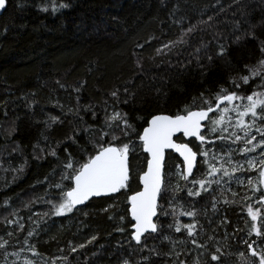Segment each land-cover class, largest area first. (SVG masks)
<instances>
[{
	"label": "trees",
	"instance_id": "16d2710c",
	"mask_svg": "<svg viewBox=\"0 0 264 264\" xmlns=\"http://www.w3.org/2000/svg\"><path fill=\"white\" fill-rule=\"evenodd\" d=\"M60 4L68 7L60 8ZM194 25L195 30L185 36L187 43H173ZM249 32L255 38L245 35ZM261 41L264 0H6L0 15V242H5L0 264H25L23 254H33V249L37 253L33 257L48 264H123L125 260L129 264H259L258 256L252 257L245 248L255 242L258 255L264 251V234L251 232L252 220L247 215L251 192L241 200L240 193L232 195L233 191L212 185L200 196H189V185L184 183L193 177L173 185L177 181L173 173L181 162L168 153L164 170L171 174L165 178L171 186L164 199L158 200L168 215L158 210L159 231L142 237L141 244L131 239L127 196L140 188L139 175L147 156L138 134L151 117L175 116L194 97L201 93L213 97L221 87L245 97L253 91L264 92L259 78L247 85L239 79L248 74L246 65L260 60ZM221 45L227 50L223 58L216 55ZM157 49L162 52L158 54ZM232 79L241 87L234 88ZM90 105L97 113L95 120L84 111ZM105 108L109 113L113 109L126 113L135 128L115 142L130 143L133 149L129 153L130 190L91 199L57 216L49 203L61 199L55 185L67 188L71 183L61 179V173L68 171L62 167L65 148L81 163L94 153L90 133L84 128L99 129ZM77 110L79 115L74 114ZM52 117L62 123L48 129L45 122L51 124ZM74 130L79 132L75 144L66 140ZM219 136L214 145L203 146L215 151L221 143L231 146L230 135L224 134L223 141ZM175 140L184 142L181 136ZM58 141H62L59 147ZM50 148L57 157L47 154ZM262 194L259 187L256 197ZM215 209H221L230 221V230L238 227L234 235L245 246L244 256L236 258L224 251L213 262L210 254L216 252L204 257L201 248L187 244L177 257H170L165 237H186L182 228L174 231L177 222L195 224L194 236H187L186 241L205 245V239L198 236ZM181 211L196 215L181 216ZM262 220L256 223L264 230ZM56 226L61 233L50 238ZM90 232L96 239L84 243ZM81 244L85 247L80 248ZM28 262L38 264L36 259Z\"/></svg>",
	"mask_w": 264,
	"mask_h": 264
},
{
	"label": "snow or ice",
	"instance_id": "6c2138e0",
	"mask_svg": "<svg viewBox=\"0 0 264 264\" xmlns=\"http://www.w3.org/2000/svg\"><path fill=\"white\" fill-rule=\"evenodd\" d=\"M60 8L68 7L67 4H60ZM6 8V0H0V10ZM47 11V9H41ZM211 19V18H210ZM195 25L190 27L186 33L173 42L174 44L187 43L185 36L192 33L195 30ZM247 36H253L254 34L249 32ZM240 37H237V41ZM142 47V46H141ZM165 47H170L165 45ZM206 47V46H204ZM200 49H197L199 52ZM162 49H157V53H161ZM260 52L262 54L258 63L254 66L246 65L247 75H241L240 80L243 84L247 85L250 80L259 78L261 87H264V41L260 42ZM227 50L220 46L219 51L216 53L218 57H225ZM213 57L209 56L208 60L212 61ZM139 66V63H138ZM230 83L234 88H240L241 84L236 79L230 80ZM79 91V89H77ZM114 98H117V93L111 94ZM247 103H238V101H244ZM125 104L128 100L123 101ZM199 102V103H198ZM107 104V101H105ZM206 106V107H205ZM69 111H72L71 109ZM85 112H91L92 118H97V113L93 110V106H88L84 109ZM104 123L99 129H93L91 125L84 128L86 133H90L91 142L94 144L95 151L87 156L82 163L77 161L71 152L65 148L67 158L62 161V167L68 170L66 173H61L62 180L70 181V185L67 188H63L61 184L55 185L57 189H60L61 199L59 202H52V208L54 214L62 216L67 212H71L77 205L84 204L91 198L99 197H110L114 194L120 193L121 190H130L131 181V168L129 165V153L133 150L130 143L121 141L120 144H116V141L121 140V136L128 137L131 132L135 131L133 125L129 122L126 113H121L113 109L111 113L105 108ZM215 113V116L210 114ZM229 113H235L237 119L235 120L233 127L238 128L243 132L245 138V144L251 145V147H245L240 149L242 153L255 152L257 148L261 149L260 156L264 157V92L253 91L251 95L242 96L236 91L229 90L228 88L221 87L220 90L214 94L213 97L205 96L201 93L199 98L194 97L191 105H185L183 110L177 115H154L150 120L147 121V127L143 128V132L138 134L140 144L142 145V151L147 154V170L139 175V184L142 185V189L135 191L133 194L127 196V203L130 206L128 212L130 213L131 220L134 221L132 228L134 229L131 239L136 244L142 243V237H145L146 233H158L159 228L153 217H158V210L160 214L168 215L163 209V206L158 203V200L164 199V193L171 186L170 181H165L164 174L162 172V162L165 158V150L171 149L172 151L179 154L183 160V165H177L176 175L180 179L189 181V177L193 179L189 181L193 185H199V188L205 192L209 190L212 183L219 184L220 179L212 180L210 177H215L217 173L223 172V176H230L231 173L221 163L222 157H218L213 154L209 157V152L203 147L205 143H214V141H208L203 134L202 129L207 127L209 133L220 132L219 139L224 140V131L226 129L220 126L227 120L232 123ZM79 115V110L74 113ZM245 117H251L252 122L246 123ZM80 120L83 121L84 117L80 116ZM52 123H46V127L51 129L52 124L62 123L57 118H51ZM208 121L207 125L203 122ZM256 121H260L257 124ZM254 129L261 137L255 144L253 141L257 140L255 135L249 134V130ZM12 131H15L13 129ZM99 133L97 135L96 133ZM177 133H182L185 138H195L199 141L200 147L198 151H194L188 143H176L173 141V137ZM79 135V132L74 130L72 135L66 137V140L72 143H77L75 137ZM45 139H47L45 137ZM241 140V136L235 132L231 134V142L236 143ZM62 141L57 142V147ZM38 147V145H34ZM41 151H44L41 149ZM48 155L57 157V152L54 148H50ZM198 155L204 157L203 163L207 166L206 171L202 173V178H195L193 169L197 163ZM212 161L220 163V167H216ZM229 163H232L231 157L228 159ZM249 171H256V164L258 163L260 168L258 172V180L254 184L252 180L248 181V184L252 186L253 192L257 191L259 187H264V159L256 158L246 160ZM242 166L236 165L233 167V172L241 169ZM242 183V182H241ZM189 196H200L201 191L189 188L187 189ZM213 208H215V198H213ZM225 203L229 201L225 200ZM171 203V200H169ZM257 204L264 206V194L257 198ZM174 211V210H173ZM264 208L254 209L252 206H247V215L251 218V232H254L257 236L264 234L262 228L257 227L258 219H264L262 216ZM179 215H187L194 217L196 215L193 211H181ZM111 219V217H109ZM123 220L124 217H121ZM171 227V225H169ZM187 230L189 237L194 236L195 224L180 225L178 222L175 226L176 232H181V228ZM122 231V229H121ZM250 232V234H251ZM12 235V233H9ZM32 233H29L31 236ZM146 238V237H145ZM96 237L93 236L92 240ZM168 239V237H165ZM212 239V237H209ZM195 247L202 248L206 247L198 243L196 240L191 241ZM91 243V241H89ZM253 243L247 245L249 253L252 257H257L259 264H264V251L259 255ZM5 247V242H0V248ZM80 248L85 247L81 244ZM72 251H76L75 248ZM221 249L216 248V253H220ZM37 253L33 249V255ZM243 257L244 254L241 253ZM211 261H219L220 257L216 254H210ZM25 264L30 262L25 261ZM123 264H129V261H123ZM245 264L247 262L245 261Z\"/></svg>",
	"mask_w": 264,
	"mask_h": 264
},
{
	"label": "rangeland",
	"instance_id": "374dc122",
	"mask_svg": "<svg viewBox=\"0 0 264 264\" xmlns=\"http://www.w3.org/2000/svg\"><path fill=\"white\" fill-rule=\"evenodd\" d=\"M238 103H247L246 99L244 101H238ZM231 117V121L232 123H229L227 120L225 121V123L223 125H221V128L226 129V131H224V134H228L230 135V137L228 138V140L231 141V134L233 132H235L237 135L241 136V140L237 141L236 143H232L230 142L231 146H225L223 143L220 144V147L217 151H215V149H211V148H207L205 146H203L204 148H206L209 152V157H211L213 154H215L218 157H222L221 163H223V166L225 168L228 169V171L231 173L230 176H223V172H219L216 174L215 177H210V179L215 180V179H220V183L216 184V183H212L210 187H212V185L216 186V187H222V188H226L230 191H233V193L230 194H241L242 199H247V197L249 196L250 192L252 195V201L250 203V206H252L254 209L256 208H264V206H261L259 204H257V198L256 194L258 192L255 191L253 192L251 190L252 186L248 184L249 180H252L253 183L255 184L256 181L258 180V172H259V164H256V171H249L248 170V165L246 163V160L248 159H253L256 158L257 161L259 159H264V157L260 156V152L261 149L257 148L255 152H246V153H242L240 151V149L247 147H251V145H246L245 144V138L243 137V132H241L238 128L233 127V124L235 122V120L237 119L235 113H229L228 114ZM245 122L246 123H251V117H245ZM257 124H260L259 121H256ZM208 124V122L206 123ZM220 133L219 131L217 133H209L208 129L206 127V132H204L203 134L205 135V137L207 138L208 141H214V143H208L211 145H214L216 142H218V138H216L215 136ZM249 134L251 135H255L257 137V140L253 141V144H255L258 140L261 139L260 135L254 130V129H250L249 130ZM227 140V141H228ZM195 150L198 151L200 145L197 142H193L192 143ZM227 147H231V148H227ZM229 156L231 157V161L232 163L228 162ZM204 161V157L200 156L199 159V163L198 166L196 168L197 175L196 178H202V173L206 171L207 166L203 163ZM213 164H215L216 167H220L221 164L220 163H216V161H212ZM236 165H240L242 166L240 170L233 172V167ZM177 172V166H176V171ZM167 172V170H164V178H167L168 175L171 176V174ZM195 173V172H194ZM173 176L175 177V179L177 180L173 185H177L178 182H183L184 180L180 179L179 176L176 175V173H173ZM242 182V183H241ZM188 186V189L191 188L194 191L199 190L201 191V193L203 192V190H201L199 188V185H193L192 183H184ZM180 194V192H179ZM208 200V198H207ZM211 203V202H210ZM216 206V204H215ZM263 216H264V212H263ZM186 217V216H185ZM190 220H192V218H187ZM262 222L264 223V221L262 220ZM187 224V223H185ZM184 224V225H185ZM182 225V224H181ZM205 228L201 229V236L199 237V240H204L205 239V246L206 247H202L201 250L200 249H196L197 251L200 250V252L202 253V256H206V254L208 252L212 253V252H216V248L219 247L221 249V252H227L229 255L233 254L235 255L236 258H238L239 256H241V253H245L246 249H244L245 246L240 245L241 242H239V244L237 243L238 240L234 235V231L238 230V227L236 225L233 226V231L230 230L231 228V224L230 221H228L224 215V213L222 212V210H214L213 213L211 214V216L208 218L207 223H204ZM175 231V230H174ZM176 232V231H175ZM182 232L184 234H186L185 238H180V235L177 236V238H174V236L172 237V239L170 238V236H168V239H166V242L168 244V247L170 249V257L174 258L178 256V251H180V248L182 249H186L187 244L189 245H193L192 242H187L186 238H187V230L185 228L182 227ZM61 233V227L60 226H56V228L54 229V231L51 232V237L50 238H57V235H59ZM178 233V232H177ZM94 236V233H89L85 238H84V243L89 242L90 240H92V237ZM189 237V236H188ZM209 237H212V239H209ZM174 239L180 240V241H175ZM188 240V238H187ZM244 244V242H242ZM249 243L246 244L247 250H248V245ZM253 247H255V245H253ZM212 251V252H211ZM28 253L23 254V260L22 261H29L30 259L33 260H37L38 264H48L46 262H43L41 260V258H34L33 254H31L29 251H27ZM224 252V253H225ZM176 253V254H175ZM181 253V252H179ZM213 254H219V253H213ZM228 255V257H230ZM32 256V257H31ZM43 262V263H42ZM23 263V262H22Z\"/></svg>",
	"mask_w": 264,
	"mask_h": 264
},
{
	"label": "water",
	"instance_id": "95a60500",
	"mask_svg": "<svg viewBox=\"0 0 264 264\" xmlns=\"http://www.w3.org/2000/svg\"><path fill=\"white\" fill-rule=\"evenodd\" d=\"M2 11L3 10H0V15H1V13H2ZM170 116V115H169ZM174 117V116H173ZM152 118V117H151ZM150 118V119H151ZM149 119V120H150ZM206 121H204L203 122V124L205 123ZM148 125H146L145 127H147ZM204 130V128L202 129V131ZM142 132H143V130H142ZM141 132V133H142ZM178 136H182L183 138H184V140L185 141H189V140H191V139H195V138H185L184 136H183V134L182 133H177L174 137H173V141L174 142H176V143H186V142H177L176 140H175V138H177ZM143 152V151H142ZM144 153V152H143ZM168 153H171V154H173V155H175L178 159H179V161L182 163V165H183V160H182V158L179 156V154L178 153H176V152H174V151H172L171 149H166L165 150V158H164V161L162 162V172H163V174H164V164H165V160H166V155L168 154ZM146 156H147V154L146 153H144ZM196 167V166H195ZM195 167H194V169H195ZM194 169H193V172H194ZM147 170V162H146V167H145V170L144 171H146ZM143 171V172H144ZM142 172V173H143ZM141 173V174H142ZM140 185V184H139ZM142 189V185H140V188H139V190H141ZM262 189H263V191H264V187H262ZM118 194V193H117ZM117 194H114V195H117ZM133 194V193H132ZM99 198H102V197H99ZM91 199H97V198H91ZM90 199V200H91ZM89 201V200H88ZM88 201H86L84 204H81V205H77L75 208H78V207H82V206H84ZM130 206L128 205V208H129ZM128 214H129V218H130V221H131V234L133 233V231H134V229L132 228V224L134 223V221H132L131 220V216H130V213L128 212ZM153 220H154V222H155V220H156V217H153ZM147 234H152V233H146L145 235H147Z\"/></svg>",
	"mask_w": 264,
	"mask_h": 264
},
{
	"label": "flooded vegetation",
	"instance_id": "af4514ba",
	"mask_svg": "<svg viewBox=\"0 0 264 264\" xmlns=\"http://www.w3.org/2000/svg\"><path fill=\"white\" fill-rule=\"evenodd\" d=\"M210 116H211V114H210ZM207 122H208V121H206V122L204 123V125H207V124H206ZM204 132H206V127H204L203 133H204ZM181 137H182V136H181ZM182 138H183V137H182ZM183 141L186 142V143L188 142V141H185L184 138H183ZM189 141H190V140H189ZM191 141H192V142H191ZM191 141H190L191 143H193V142H197V143H199V141H196L195 139H191ZM189 146L192 147L194 151H196L195 148H194V146H193V144H192V145H189ZM199 159H200V155H198V157H197V163H196V167H195V169H194V172H195V170H196V168H197V166H198ZM181 165H182V163H181ZM194 172H193V173H194ZM190 177H191V176H190Z\"/></svg>",
	"mask_w": 264,
	"mask_h": 264
}]
</instances>
